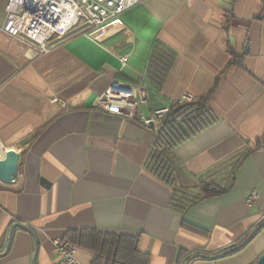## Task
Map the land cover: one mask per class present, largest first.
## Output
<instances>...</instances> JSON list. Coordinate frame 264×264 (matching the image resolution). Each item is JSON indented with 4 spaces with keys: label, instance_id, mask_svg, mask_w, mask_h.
<instances>
[{
    "label": "crops",
    "instance_id": "obj_1",
    "mask_svg": "<svg viewBox=\"0 0 264 264\" xmlns=\"http://www.w3.org/2000/svg\"><path fill=\"white\" fill-rule=\"evenodd\" d=\"M8 1L0 0V143L21 155L17 179L0 180V264H53L55 240L86 227L139 235L150 264H186L195 251L242 243L262 222L264 0H146L122 15L121 27L74 30L37 57L29 41L3 30ZM158 43L175 54L161 84L148 76ZM113 81L149 85L155 101L139 106L145 115L185 94L209 95L216 121L175 153L192 175L219 180L247 151L220 181L228 190L185 214L173 209L172 187L147 167L159 133L93 109ZM14 224L36 233L37 253L21 226L6 251ZM263 254L264 226L239 251L190 264H257ZM77 258L92 264L95 255L77 248Z\"/></svg>",
    "mask_w": 264,
    "mask_h": 264
},
{
    "label": "trees",
    "instance_id": "obj_2",
    "mask_svg": "<svg viewBox=\"0 0 264 264\" xmlns=\"http://www.w3.org/2000/svg\"><path fill=\"white\" fill-rule=\"evenodd\" d=\"M121 21L123 22L122 17ZM174 56V53H169L164 50L162 45L156 44L150 60L148 76L156 78L158 84H161ZM163 61L166 64L165 69L159 68ZM231 64L233 66L237 62L233 60ZM147 90L150 102L155 101L149 85ZM208 100L209 95H205L182 103L170 101L166 105L157 104L152 109L169 107L159 133L158 142L148 158L147 167L172 187L171 206L181 214H185L190 207L203 199L226 192L228 190L227 186L220 181L226 178L229 179L235 174L239 165L238 162L247 153V151L242 150L235 154L231 160L230 171L225 173L219 180H208L192 175L178 159L175 153L176 148L191 136L210 127L216 121L207 106ZM263 143L258 144V148L262 147ZM62 239L72 242L77 248L92 252L95 255L92 264H150L151 255L149 252L140 250V236L137 234L117 233L86 227L69 229ZM201 254L215 256L218 253L195 251L185 257L184 263Z\"/></svg>",
    "mask_w": 264,
    "mask_h": 264
},
{
    "label": "built area",
    "instance_id": "obj_3",
    "mask_svg": "<svg viewBox=\"0 0 264 264\" xmlns=\"http://www.w3.org/2000/svg\"><path fill=\"white\" fill-rule=\"evenodd\" d=\"M145 1L9 0L3 30L13 37L29 41L30 56H42L52 50L55 41L70 39L74 30L81 29L87 33L121 24L124 13ZM127 59V56L122 57L124 62ZM147 89L146 83L135 86L113 81L95 99L93 109L140 119L146 127L160 133L169 107L152 110L149 115L140 112L139 106L149 102ZM192 100V95L185 94L178 102ZM255 196L257 192L254 190L251 200ZM55 248L58 258L53 264H84L77 258V247L72 242L58 238L55 240Z\"/></svg>",
    "mask_w": 264,
    "mask_h": 264
},
{
    "label": "water",
    "instance_id": "obj_4",
    "mask_svg": "<svg viewBox=\"0 0 264 264\" xmlns=\"http://www.w3.org/2000/svg\"><path fill=\"white\" fill-rule=\"evenodd\" d=\"M20 155H21V153L16 147H8L4 157L0 158V180L2 182L6 183V184H11L17 179L18 173H19ZM17 226H21L22 228L26 229L27 231H29L33 235V237L35 238V241H36V253H37L38 244H39L38 237H37L36 233L28 225H24V224L12 225V227L10 229L9 241H8V246H7L6 251L8 250V248L11 244L13 232ZM263 226H264V219L262 220V222L258 226H256L251 231L249 236L242 243H240V244H238L232 248H229L225 251H222L221 253H218L215 256L201 254V255H196L194 258H203V259L212 260L215 258H220V257H224L227 255L233 254V253L239 251L240 249H242L244 246H246L256 236V234L260 231V229ZM190 262H191V259L188 260L186 262V264H190ZM257 264H264V254L258 259Z\"/></svg>",
    "mask_w": 264,
    "mask_h": 264
},
{
    "label": "bare ground",
    "instance_id": "obj_5",
    "mask_svg": "<svg viewBox=\"0 0 264 264\" xmlns=\"http://www.w3.org/2000/svg\"><path fill=\"white\" fill-rule=\"evenodd\" d=\"M115 25H118L119 27H121V24L116 23ZM112 27H114V26H112ZM111 29H112V28H111ZM5 153H6L5 148H4V146L0 143V158L4 157Z\"/></svg>",
    "mask_w": 264,
    "mask_h": 264
}]
</instances>
